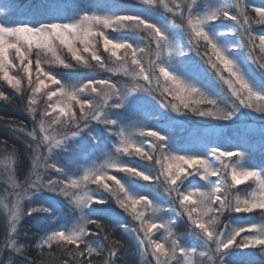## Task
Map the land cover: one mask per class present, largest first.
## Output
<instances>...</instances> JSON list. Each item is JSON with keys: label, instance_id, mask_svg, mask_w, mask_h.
Returning a JSON list of instances; mask_svg holds the SVG:
<instances>
[{"label": "snow or ice", "instance_id": "snow-or-ice-1", "mask_svg": "<svg viewBox=\"0 0 264 264\" xmlns=\"http://www.w3.org/2000/svg\"><path fill=\"white\" fill-rule=\"evenodd\" d=\"M143 4L154 5L155 0H141ZM197 0H191L187 3V15L185 16L183 6L177 0H173L176 5V10H179L180 15L185 18L186 25H176L177 28H186L190 36V42H194L197 48V56H201L204 63L209 66L207 70H211L213 75L224 84L227 85L231 94V110L222 109L217 100L208 99L201 90L194 84L181 80L175 73L177 69L165 66L164 63H158L160 58V50L163 47L168 48V55L171 57L174 51L179 45L170 37L169 34L161 27H158L155 23H150L147 19L142 18L140 14H126V15H114V16H100V15H87L85 14L75 22L70 23H39V26H33L31 22L20 21L15 26H9L5 22H0V73L3 74V79L7 81L12 88L17 91L20 90L21 80L15 76H12L8 72V65L11 64L9 59V49L15 50V55L19 59L23 66V71L27 74L29 84L32 83V61L29 59V55L35 47L36 49H45L52 53L55 59L64 64V61L56 55L55 41H59L61 45L67 47L68 52L72 58L78 63L88 64V60L80 54V50L75 47L74 42L79 41L83 45V52L91 53L92 60L96 61L100 67H104L101 56L92 49L91 37H103V45L106 51L111 53V56L116 57V62L120 64V67L116 69H109V71H123L126 75H130L133 78H142L147 86L143 87V91L149 92L153 84V75L155 69H159V73L164 77L166 81H171L169 87L163 88V93H167L168 96L173 98V101H162L165 108H171L173 111L181 112V107L187 112L194 113L200 117H212L224 121H230L238 114H241L242 109H255L256 112L264 113V63H259L253 56V50L256 47L255 37L252 36L250 31V17L247 14V5L244 0H237V14H231V11L226 6L213 8L211 10H204L197 13L194 5ZM165 8L168 5L165 3ZM8 7L11 8L12 4L9 3ZM169 11L174 9L168 8ZM254 11L258 15L259 19L256 20L257 24H264V6L255 7ZM224 17L234 21L238 25V29L241 35V44L243 45V39L247 37L249 47L247 59L256 65L254 74H246L242 70L237 58L233 55L231 50L225 47L218 40V36L222 33L213 31V22L218 18ZM38 23V22H37ZM97 26H103L104 28H112L114 26L129 27L133 26L136 29H147L151 31V34L155 38L157 47V60H149L147 69L138 58V52H144L143 48H136L132 43L127 41L123 43H117L109 39L103 32L94 30ZM201 41L204 42V52L201 55L199 47ZM259 48L261 53H264V35L259 36ZM124 49V56H117V50ZM131 53V65L135 66V71H129L128 69V55ZM206 58V59H204ZM14 66V65H13ZM36 86L33 88V93H40L42 88L47 87V83L44 78L46 77L54 85H58L57 91H49L47 93L49 100L53 97H57L54 104L51 105L52 112H58L52 118L51 123L46 128L43 119L40 121V131L44 133L42 137V143L47 144L48 152L51 153L54 148L61 147L65 141L69 138H74L80 135V133L86 129L93 121L103 123L104 125L117 126L118 121L116 119L109 118L110 109H119L128 102V97L137 92L142 86H135L128 89L127 86H118L116 82L110 79L88 80L82 87H76L75 85H64L57 77L49 72H45L40 66V61H36ZM65 67H71V65H65ZM227 73V75H225ZM258 78L261 90L257 89V84L254 82ZM157 83L159 77H156ZM91 88V92L95 94L92 99H80L79 93L85 89ZM162 93V94H163ZM193 96L198 99L192 100ZM96 97H99L97 100ZM0 98L8 99L2 92H0ZM79 106V116L73 109V103ZM209 103L213 107L207 110H200L198 105L202 103ZM36 100L33 98L30 101L29 110L33 113L36 112L34 107ZM45 116H50L51 113L45 112ZM63 118V119H62ZM61 125L65 128L69 125H73L77 130L70 131L68 135H63L61 139H55V136L49 133V129L55 132L52 128L53 125ZM83 124V127H81ZM121 137V146L116 148V152L128 153L130 148L135 147V151L138 155L151 161L154 159L153 155L145 152L143 148L136 147L134 143L125 136L124 130L121 128L117 133ZM29 136L36 137L35 131L29 132ZM149 135L155 138L156 143L153 144V149L159 148V154L155 158V163L160 164L162 168V174H164L165 180L169 182L168 192L177 193L179 203L183 206V210L187 212L189 220L194 225V232L200 240L209 246L214 243L216 245L214 254H219L221 257V264H223V257L228 254V250L234 245L237 237L246 231L245 227H240L225 237L224 233H216L214 225L218 219L213 215L211 219L205 222L204 217H207L210 213H220L227 207H230V202L227 200L228 191L230 187L227 183L228 165L223 164L225 158L239 157L237 161L239 164L245 157L244 151H227L221 150L219 146L210 147L207 152H189L184 155L173 154L170 148L168 135H162L161 130L150 131ZM39 147V146H38ZM38 151V149H37ZM213 158L221 161L222 168H214ZM11 159V157H9ZM40 156L37 155L36 160L33 163V175L35 179L28 180V188L32 190H38L41 186L53 187L57 184H63L60 187V192L65 197H69L71 202L81 210L84 209L90 202L96 200V197L89 194L86 191L87 183L93 182L102 185V187L115 198L117 204L127 212L134 215L135 219L141 221V229L143 232L139 243L143 246V252L145 257L151 256L154 258L155 264H170V260L183 257L187 264H194L192 257L196 254V247H185L179 240L172 239L170 247H166L165 243H161L156 239H153L154 230L164 228L168 229L166 222H153L151 219H145L144 212H138L137 206L144 204L145 207H150L153 201L147 196L134 197L130 194V190L125 184L117 178L116 175H109L108 169H116L120 172L129 173L132 176L142 178L144 181H153V179L159 180V177L153 178L145 174L143 171H138L135 167H128L126 164H120L117 162H109L104 165H100L93 169L85 171V174L79 179L67 178L66 181H53L49 180L47 185H42L40 173L36 170L41 166ZM47 160V157H44ZM45 167H51L58 173H63V168H58L56 164L44 165ZM10 176L12 174L9 169ZM194 173L202 175L204 180H208L209 175L219 176V183L223 184V188L211 187L209 191H201L199 188H195L194 191L187 192L186 194L180 191V185L184 180ZM252 179L258 182L261 195L260 199L245 200L241 202L239 199L236 202L234 211L240 212H252L254 209H260L264 211V168L257 170L256 166L240 167L238 170L235 166L231 170V180L234 185H240L241 183ZM113 181L115 188L108 183ZM14 187H21L12 181ZM27 190V189H25ZM83 193V194H81ZM218 193H222L220 195ZM17 199L11 209V216L9 218L10 229L6 233L5 246L7 248L14 249L16 252H21L22 246H17L15 234L17 232L16 225L19 223L21 208L20 199L22 198L19 193L15 194ZM193 197H197L194 199ZM98 203H104V201H97ZM218 202L219 207L213 208L212 204ZM243 203V207H241ZM35 211L49 212V208L32 209ZM160 209L153 208V212H159ZM95 224L98 229L103 231V226L94 220H88L84 217L83 212L74 225V227L68 231L53 230L46 239L39 245L52 246L53 242L71 244L75 246L73 251H69L68 255L73 256L78 260V264H93L92 260L88 257L97 250L92 247L91 244H86L85 237L89 235L87 225ZM251 229L257 230L259 235H248L244 237L249 245H259L264 247V227L251 225ZM139 235V232H138ZM168 236L172 237L173 233L168 230ZM105 239H108L105 236ZM114 244H119V241H114ZM86 244L84 250H80V245ZM87 252V255L85 254ZM117 255L115 248H110L108 252L109 259L105 261V264H115L112 259ZM200 255H204L201 253ZM212 259V257H209ZM10 264V261H9ZM67 264V261L65 262ZM151 264V262H150Z\"/></svg>", "mask_w": 264, "mask_h": 264}, {"label": "trees", "instance_id": "trees-1", "mask_svg": "<svg viewBox=\"0 0 264 264\" xmlns=\"http://www.w3.org/2000/svg\"><path fill=\"white\" fill-rule=\"evenodd\" d=\"M55 1H60L63 4V9L65 11L81 8L82 4H78L73 8L68 6L73 3L74 0H0V12L3 13V18L6 23L16 25L20 21L30 22L34 19H39L44 17L47 14H52L50 10V5L54 4ZM219 0H197L194 8L198 13L201 10V7L208 4L216 3ZM183 6L185 16L187 15V3H190L191 0H177ZM11 3L12 7L9 8L8 4ZM102 3L103 7H106V12L113 13L115 15H126V14H140L142 18L147 19L150 23H155L158 27L161 25L158 23H163L166 21H172L176 25H186V20L180 15L179 10H176V5L173 3V0H155L154 5H146L141 2V0H90V3L85 2V6H90L91 4ZM165 3L168 5V8L174 9L173 14L169 12L168 8H165ZM244 3L247 7V14L250 19V31L252 36L255 39L256 47L253 50V56L258 60L259 63H264V53H261L258 42L259 36L264 35V24H257L254 20L253 14L255 7L264 6V0H244ZM204 4V5H203ZM83 6V7H85ZM217 7L226 6L230 9L231 14H237V0H223L221 5H216ZM79 10V9H78ZM258 20V19H256ZM177 28V27H176ZM238 29V25L234 21L220 17L217 21L213 22V31L222 33L221 36H218V40L225 47L229 48L233 55L237 58L238 63L240 64L242 70L246 74L253 73L254 67L250 61L247 59L249 47L251 45L248 42L247 37L243 39V45L241 44V35ZM111 38H117L120 42H129L132 43L134 47L143 48L145 51L140 52L144 58L148 54H152L151 60H157V47L155 43V38L151 34L150 30L140 28L138 32H133L126 30L125 28L118 27L115 30H109ZM170 37H176V43L179 47L175 51V59L173 62L169 61L175 67H177L184 74H187L188 71L192 70L194 67L202 65L205 69H208L209 66L204 63V60L201 59V56H197V48L195 47L194 42H190V36L186 28H177V34L173 32H167ZM97 53L101 56L103 64H110L106 53L100 48H96ZM164 47L162 46L160 50V58L157 61L158 63L166 64L165 55L163 54ZM204 42L201 41L199 51L201 55L203 54ZM60 59L64 61V64L60 63L53 64L51 71L56 72L55 70L60 69V74H58L57 79L62 81H81L87 82L88 80H95L100 77H107L109 74L107 68L100 67V65L90 59L88 64L78 63L72 59L66 52H62ZM206 59V58H204ZM72 60V61H71ZM245 61H248L251 66L245 65ZM71 61V62H69ZM57 64V65H56ZM65 65H71V67H65ZM120 65V64H119ZM109 67V66H108ZM212 74L215 82L209 88L206 84L205 90L209 95L208 99L217 100L221 108L226 107V110H231V104L228 101H231V94L227 88V85L222 81L218 80L212 73L211 70H208ZM51 73V72H50ZM100 75V77H95V75ZM227 75V73H225ZM159 77V82L153 80L152 90L155 100L163 106V102L173 101L171 96H168L167 93H163V88L167 87V81L163 76L160 75L159 69L156 68L154 75ZM19 77H22L20 75ZM21 80L20 90L12 88L7 82L5 83L0 77V92L4 94L8 99L0 98V160H9L12 162V172L15 176V179L19 181H24L26 177L30 174L32 169V153L34 151L33 145L29 139V132L33 130L34 117L38 114V105H31L36 109V112L33 113L29 110L30 101L32 97H28V93L31 92L34 85L33 83L27 84L26 77L19 78ZM104 79V78H100ZM257 84V89L261 90L258 78L254 81ZM163 93V94H162ZM176 102L177 101H173ZM200 110H207L213 106L207 102L198 105ZM124 107L119 109L109 110V118L119 120L118 116L124 111ZM173 117H176L181 123L186 122V118L180 113L173 111L170 107L165 108ZM249 113H244L245 117L243 120L245 122H255L259 128H264V113L256 112L255 109H248ZM182 111H186L182 109ZM111 112L114 113L111 114ZM190 116V121L200 120L208 117H200L194 113L187 112ZM243 113V111H242ZM250 116V117H249ZM214 119V118H213ZM234 118L230 121H224L219 124L222 129H225V132L213 136L211 134H202L200 124L194 122L188 130L178 132L174 130L175 126H170L166 122H161L160 124L164 126H157L164 132V134L170 137V147L176 151L178 154H182L185 150L187 152H207L210 147L219 146L221 150L227 151H244L246 157H244L243 164L248 166H256L257 170L264 168V130L260 129V132L256 133L253 131L244 130L242 128H237L234 125ZM153 122V121H152ZM159 124V125H160ZM186 124V123H185ZM169 125V126H167ZM110 128L109 125L104 124H89L86 128V131L83 133L81 139H76L68 143V148L65 149L63 155L59 156V163H57L58 168H63V173H58L55 169L49 168L48 173L43 179L48 181H66L69 175L70 167L74 163L73 160L77 161L81 157V146L84 147V144H88L89 150L85 147V151L90 155H97L104 151H111L113 148V141L118 138V131L115 128ZM200 131V132H199ZM191 133L199 134L197 139L192 138ZM154 152H147L150 155H153L154 159L149 161L146 158L131 154L129 156H119L123 163L128 167H135L138 171H144L145 174L152 176L153 178L159 177V180L153 179V181H146L149 185H152L154 191L153 196L158 202L163 204L165 209V214H167L168 219L171 220L172 229L176 235L180 236L179 241H183L184 244H187L186 237L191 236V242L193 246L196 247L197 251L204 253V255L198 258V264H221V258L218 254H214V243L211 245V250L209 246L206 245L203 240H200L194 232V225L187 216V212L183 210V206L179 203V198L177 197L176 192L169 194L168 188L169 185L165 184L164 174H162V169L160 164L155 163V158L159 154V148L157 147ZM11 157V159H9ZM72 162L71 166L70 163ZM214 168H222L223 164H227L228 167V176L227 183L230 187L227 189L228 196L227 200L230 202V207H227L220 213H210L208 219H211L213 215L217 216L218 219L214 225V229L217 234L223 232L227 234L234 227H240L241 225H247L249 220L259 217L260 209H254L252 212H240L237 213L234 211L236 202L239 198L243 197L244 199L250 197L253 188L254 181L249 179L240 185H234L231 180L230 169L238 164L237 157L225 158L223 164L220 160L213 158ZM117 171V178L121 181H124L128 185H132V188H142V184L135 183L137 177L132 176L129 173L123 175L122 172ZM216 183V187L223 188L224 185L219 183V176H210ZM138 179V178H137ZM143 180V179H142ZM144 181V180H143ZM164 181V182H163ZM145 182V181H144ZM202 179L199 174L194 173L193 175L188 176L182 185H180V191L186 194L187 190L201 188ZM63 184H57L53 187H47L45 190L47 192L43 195L46 197L47 202L50 206L36 203L33 204L35 209L49 208V212L44 211H35L32 212L31 207L23 204L21 211V218L19 219L18 226H16L17 232L15 238L17 241V246L21 247V252H16L14 249L7 248L5 246V239L7 233V223L5 221L4 215L0 212V264H78V260L73 256H69L68 252L75 249L74 245L56 243L53 242L52 246L44 245L40 247L41 239L50 234L53 230H58L62 227L60 223L63 220H69L70 218L75 217L76 211L73 203L68 197H65L62 192H60V186ZM1 189V188H0ZM97 190V188H96ZM96 190L93 193L96 195V200L92 201L85 208L86 216L89 220L98 221L103 226V231L98 229L95 224H88L87 229L89 235L85 237L86 244H91L97 251L92 253L88 258L92 260L93 264H105V261L109 259L108 252L110 248H115L117 250V255L112 259L115 261V264H155L154 258L151 256L145 258L142 245L139 243L143 232L141 229V221L135 219L134 215L130 212L122 209L119 204H117L115 198L111 197L109 193L102 192L98 193ZM1 191V190H0ZM50 192V194L48 193ZM98 193V194H96ZM223 195L222 193H218ZM97 201H104V203H98ZM213 208H218V202L212 204ZM140 210V209H139ZM138 212H143L142 210ZM147 213H144L145 219H147ZM57 216L62 217V220L56 218ZM192 230V231H191ZM139 232V235H138ZM159 231L154 230L153 239L157 238ZM243 234V233H242ZM176 235L172 237H176ZM105 236L108 239H105ZM172 237L168 238V246ZM114 241H119L120 243L114 244ZM240 241L236 239L234 245L231 248L233 251V257L241 258V260L236 261L235 264H240L243 261H248L255 257H262V252L258 253L257 249L247 252L250 248H240ZM86 244L80 245V250L86 248ZM87 255V252L85 253ZM212 257V259H209ZM230 255L223 259V264H234V259ZM175 264V261L172 263Z\"/></svg>", "mask_w": 264, "mask_h": 264}, {"label": "rangeland", "instance_id": "rangeland-1", "mask_svg": "<svg viewBox=\"0 0 264 264\" xmlns=\"http://www.w3.org/2000/svg\"><path fill=\"white\" fill-rule=\"evenodd\" d=\"M85 2H87V4H88V3H90V0H74L73 3L70 4L68 7L73 8L74 6H77L78 4H82L81 8L78 7L79 10L78 9H72V10L68 9L67 11H65L63 9L64 5L61 4L60 1H55L54 4L50 5V10L53 12L52 14H47L42 18L34 19V20H31L30 22L33 26H39V23H52V22L70 23V22H75L76 20H78L82 16H84L85 14H87L89 16L100 15V16H109V17L115 15L113 13L106 12V7H103L102 3H97L96 5L91 4L90 6H87V5L85 6V4H84ZM212 3L213 4H208V5L203 4L204 6L201 7V10L199 12H203L204 10H211L213 8H217L216 5H221V3H223V0H219L216 3H214V2H212ZM83 6H85V7H83ZM166 10H168V9H166ZM169 12H172V14H173V11H169ZM253 16H254L255 21H256V19H259L256 12L253 14ZM0 22H5L2 12H0ZM158 23L161 25V28H163L166 33L167 32H173V33L177 34V28L172 23V21H166L163 23L158 22ZM6 24H8L9 26H15V25L10 24V23H6ZM118 27H120V26H114L112 28H104L103 26H97L94 30L103 32L104 35H106L109 39H111L117 43H123V42H120L119 39H117V38H114V37L111 38V35L109 33V30H115ZM122 28H125L126 30L133 31V32H138L140 30V29H136L133 26L122 27ZM171 38H173L174 41H176V37L173 36ZM90 41H91L92 49L96 52H97L96 48L102 49L104 51V53H106V57L108 58L110 64H112L111 66L108 65L107 63L104 64V67L107 68L110 75H108L107 77H104V76L100 77V75L97 74V75H95V77L110 79L113 82H116L118 84V86H127L128 89H131L132 87H135L137 85L142 86L137 92L132 93L128 97V102L126 101L125 105L123 106L125 109H124L123 113L120 115L121 117L118 116L119 127L115 128V129H117L118 132L122 128L124 130L125 136L128 137L134 143V145L136 147L143 148V150L145 152H154L153 151V144H155L156 141H155L154 137L149 135V132L160 130V128L157 126H164V125L160 124L161 122H166L170 126H175L174 130H177L178 132L188 130L189 128H191L190 126H188V124L189 125H190V123L194 124V122H196V123L200 124V126H202V128H201L202 134H211L213 136H217V135L225 132V129H222L221 126L219 125L222 122V120L216 119V118L213 119L212 117H208V118L201 119L202 122H199L200 120L199 121L198 120L190 121L189 113H186V111L185 112L182 111V109H183L182 107H181V112H179V113L182 116H184L187 120L185 122L186 124L181 123V121L178 120L176 117H173L168 112H166L165 107L162 106L161 104H159L155 100V98L153 96L152 86H151L149 92L143 91V87H145L147 85L145 84V82L143 81L142 78H133L130 75H126L123 71H115V70L109 71V69H116V68L120 67V65H119V63L116 62V57L111 56V53L109 51L105 50L104 45H103V37H91ZM54 44H55L56 55L59 58L61 57V54H63L62 53L63 51L66 52L72 58L71 54L68 52L67 47H65L64 45H61L59 43V41H55ZM74 44H75V47L80 50V54L83 55L85 57V59H90L91 53L83 52V45L79 41H75ZM257 44L259 47L260 41ZM175 51L177 52V50H175ZM175 51H174V54L171 57H169L168 48L164 47L163 54L165 55L167 67H169L170 70L172 68L177 69L175 74L181 80H184L186 82L194 84L196 87H198L201 90V92H203L205 94L206 97H208L209 95L207 94V91L205 90L204 84H206L207 88H209L213 85L215 80L213 79L212 74H210L209 71L207 69H205L202 65L194 67L192 70L188 71L187 74H184L177 67H175L173 65V63L171 64L169 62V61L173 62V60L175 59V55H176ZM124 52H125L124 49H118L117 50V56L123 57ZM139 54H140V52L137 53V55H139ZM151 56H152V54H148L145 58L142 55L138 56V58L141 59V61L144 64L146 69L148 67L149 60H151ZM9 59L12 62L11 64L8 65L9 74L17 77L18 79L23 78L25 76L26 82H27V84H29L27 74L24 73L23 66L21 65L19 59L16 57L14 49H9ZM29 59L32 61V83H33L34 87L36 86V82H37V80H36L37 70H36V66H35L37 59H39L40 66H41V68H43V70L45 72H49V73L51 72V74H53L55 76H58V74H60V69L55 70L56 72L51 71L53 64H55V63L59 64V62L55 59V57L52 55V53L48 52L45 49H36L35 47H33L32 51L29 55ZM71 61H69V62H71ZM248 61L244 60L245 65L251 66V64H249ZM61 65H63V64H61ZM128 69H129V71H135L136 70L135 66L131 65V53H130V51H129V55H128ZM254 69H256V67H254ZM254 69H253V72H254ZM20 75H22V77H19ZM0 77H2V79H3L2 73H0ZM41 77L45 79V81L47 83V87L42 88L40 93H33V89L31 90L30 93H28V97L30 96V97H32V99L34 98L36 100L35 105L39 104L38 114L34 117L35 120H34V123L32 126L33 127L32 130L35 131L36 137L33 138L32 136H30L31 139H29L31 141V143L33 145L32 147L34 149V151L32 153V169H31V172L26 177V179L24 181L18 182L15 179V176L13 175V172H12V162H10L9 160H0V188H1L0 189L1 190L0 191V212H1V216H2V214L4 215V218H5V221L7 223V227H8L7 230H9L11 227V225L9 224L8 221H9V218L11 216V209L13 207V204L15 203V201L17 199V197L15 195L16 193H19L20 196L22 197L20 199V208L21 209L23 207V204L28 206V207L30 206L31 209L35 208L33 206V204H36V203H40V204L50 206V204L47 203L50 201L46 200V197L43 196V195H46L45 193L47 192V190H45V189L47 188V186H41L38 190H32L31 188H28L29 178L32 180L35 179V176L33 175V163L36 160L37 155H39L41 158L40 159L41 166L39 168H37L36 170L40 173L42 185H47V182L51 179L49 178L48 181L44 180V182H43V179L45 178V175L49 172L48 169L49 168L51 169V167H45L44 165L45 164L46 165H51V164L57 165V163H59V156L63 155V152L65 151V149L68 148V143L71 141H74L76 139H81V137H83L84 131H86V129H84L80 133L79 136L74 137V138H69L67 141H65V143L61 147L54 148L51 153L48 152L47 144H44L41 142L44 133H42L40 131V121L43 119L44 125L47 128L48 125L51 123L52 118H54L56 115H59L58 112L53 113L52 108H51V105L55 103L57 97H53L51 100H49L48 95H47V93L49 91H57V88L59 86L54 85L50 81H48L46 77L42 76V73H41ZM100 78L95 79V80H99ZM155 79H156V76H153V80H155ZM3 81L5 83L7 82L4 79H3ZM60 81L64 85H69V86L75 85L76 87H82L83 84L87 83V82H81V81L79 82V81H71V80H68L66 82L62 81V80H60ZM167 82H168L167 87H169L171 85V81H167ZM229 92H230V90H229ZM93 97H95V94L91 92V88L85 89L84 91L79 93L80 99H92ZM96 99L98 100L99 97H96ZM191 99L195 100V99H198V97L193 96ZM72 103H73V109L76 111L77 116H79V114H80L79 113V106L76 105L75 102H72ZM177 103H178V101H177ZM228 103L231 104V101H228ZM35 105H33V106H35ZM222 109L226 110L227 108L223 107ZM242 111H243V113L241 112V114H238L237 117H234V120H233L234 125L237 128H242L244 130L253 131L256 133L260 132L261 128H259V126L255 122L247 123V122H245V120H243V118L245 117L244 113L247 112L250 114L249 110L248 109H242ZM45 112L51 113V115L45 116L44 115ZM111 114H113V116H116V115H114L113 112H111ZM98 123L100 125L103 124V123H100L97 121H93L90 124L97 125ZM169 125H167V126H169ZM109 126H110V128H114L113 125H109ZM81 127H83V124H81ZM52 128L55 129V132H52V129H49V133L54 135L55 139H57V140L61 139L63 135H68L70 131H76L77 130L73 125H69V126H67V128H65V127L57 124V125H53ZM261 130L263 131L264 128H262ZM161 134L166 135V134H164V132H162V130H161ZM190 135L192 136V138H195V139H197L198 136H200L199 134H196V133H191ZM120 146H121V137L119 135H118V138L113 141V148L111 151H107V152L104 151V152H101L97 155H90L88 153L89 151L86 152L84 147L87 150H89V146H88V144H84V147L81 146L82 148L80 151H82V152H81V157L79 158V160L78 159H77V161L73 160L74 163L73 164H72V162L70 163V166H71V164H72V166L70 167L71 171H69L68 178L71 177L73 179H79L85 174L86 170L93 169L95 167H98L100 165H104V164L109 163V162L114 161V162H117L120 164H124L123 160L119 156L131 157L132 153L137 155V153L135 151V147L130 148V151L128 153L116 152V148L120 147ZM37 149H38V151H37ZM172 151H173V154H176V155L188 154V152H187L188 150H185V152H183L182 154H178L173 149H172ZM44 157H47L46 161L44 160ZM245 157H246V154H245ZM238 160H240L239 157H237V161ZM243 160H244V158H243ZM243 160L239 164L236 165V168L238 170L242 166L247 167L246 165L243 164ZM213 166H215L214 163H213ZM9 169H11V172H12L11 176L9 173ZM231 170H232V168L230 169V175H231ZM107 171L109 172V175H116L117 174L116 169H108ZM122 174L126 175V177H127L126 173L122 172ZM210 176H212V175H209L208 180H204L202 175H200V177L202 179V184L200 185L201 188H199V189L201 191H209L211 189V187H213V186L216 187L215 181L213 179H211ZM137 178L135 179L134 182L138 183V184H142V188L134 189V188H132V185H128L124 181H122V182L125 184L126 187L129 188L130 194L133 195L134 197L139 198L140 196H147L150 200L153 201L152 206L146 208L144 204H141V205L137 206V210L140 209L139 211L142 210L144 213L146 212L147 213V215H146L147 219H151V220H153V222H157V223L166 222L167 223V225H168L167 230L164 228L156 229L157 231H159L157 234L156 240H158L161 243H165L166 247H169L167 244L168 238H169L168 230H170L173 233V236L177 234V233L173 232L171 220L168 219L167 214H165V209L163 207V204H161L160 202H158L156 200V198L153 196L154 193L153 194L150 193L151 190L154 191V189L151 188L152 185H149L146 181L144 182L142 180V178H139V177H137ZM13 180L15 181V184L20 185L21 187H14L13 183H12ZM253 181H254V188H253V191H252L250 197H248L246 199H244L243 197L239 198V200L241 202H243L245 200H252L253 198H255L256 200L260 199V195H261L260 186H259L257 181H255V180H253ZM108 183H110L113 186V188H115V184L113 181H108ZM164 183L169 185V182L168 183L164 182ZM62 186L63 185H61L60 187H62ZM96 188H97V190H96ZM25 189H27V190H25ZM94 190H96V192H98V193L107 192L102 187V185L97 184V183H93V182H88L87 187H86V191L89 194L96 197V195L93 193ZM44 191H45V193H44ZM191 191H194V189L187 190L186 193L191 192ZM48 193L50 194L49 191H48ZM98 193H96V194H98ZM81 194H83V193H81ZM110 196H111V194H110ZM193 198L196 199L197 197H193ZM74 207H75V211H76L75 217L70 218L68 221L63 220L62 223H60V225L62 227L58 228L57 231H65V232L70 231L74 227V225L78 222L82 212H83L84 217L87 218L86 212H85L86 207L82 210L80 208H77L75 205H74ZM241 207H243V203H241ZM153 208H158V209H160V211L159 212H153ZM259 214H260L259 217L249 220V223L247 225L243 224L240 226V227H245L246 231L243 234L241 233V235L239 237H237V239L240 241L239 242L241 245L240 248H250V249H248L247 252H250V251H253L254 249H257L258 253L261 251L263 255H262V257H255V258H252L246 262L243 261L240 264H264V247L259 246V245H249V244H247V241L244 239V237H246L248 235H259V232L257 230L251 229L252 224H256L257 226L264 227V211L260 210ZM209 215L207 217H204L205 222H207ZM56 218L60 219V221L62 220V217L57 216ZM16 226H18V224ZM240 227H234L233 229L230 230V232H228L227 234H224L225 237H227V235L229 233H231L235 230H238ZM50 234H48V235H50ZM48 235L44 236L41 239V241L46 239ZM172 239L180 240V236L176 235V237H172ZM186 240H187V244H184L183 241H180V243L185 247H195V246H193L194 243L191 242V236L190 235L186 237ZM215 247H216V245L214 244V248ZM231 247L228 250V254L226 256H224L223 259H225L229 255L231 257H233L232 256L233 251L231 249H234L236 247H234V248H231ZM142 248H143V246H142ZM218 256H219V254H218ZM200 257H201L200 252L197 251L196 254L192 257L194 264H198V258H200ZM233 259H234V261H233L234 264L236 261L239 262V260H241V258H235V257H233ZM174 261H175V264H187V262L184 260L183 257H180V258L174 259V260H170V264H172Z\"/></svg>", "mask_w": 264, "mask_h": 264}]
</instances>
